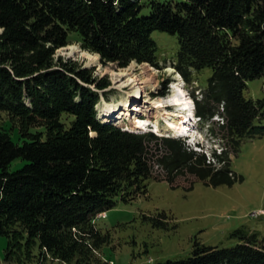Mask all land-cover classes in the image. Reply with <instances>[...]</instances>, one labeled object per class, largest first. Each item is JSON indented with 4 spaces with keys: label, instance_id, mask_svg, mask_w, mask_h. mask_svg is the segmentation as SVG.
Segmentation results:
<instances>
[{
    "label": "trees",
    "instance_id": "trees-1",
    "mask_svg": "<svg viewBox=\"0 0 264 264\" xmlns=\"http://www.w3.org/2000/svg\"><path fill=\"white\" fill-rule=\"evenodd\" d=\"M149 6V14H142ZM0 0V236L6 260L106 264L111 242L95 221L115 207L147 194L154 178L174 184L186 174L212 186L238 180L223 153L193 151L180 139L127 131L99 120L101 93L111 84L57 51L78 33L83 49L104 63L159 67L154 31L176 36V72L190 83L210 69L197 116H222L220 125L237 151L241 141L264 130V97L247 99L248 82L264 76V0ZM222 108V110H221ZM7 120H4V116ZM18 124L21 143L8 122ZM13 127V128H14ZM161 144V155L154 148ZM17 160L22 169L9 170ZM165 170L154 177V166ZM220 166V167H219ZM209 174V175H208ZM165 227L164 215L148 218ZM234 247L195 242L185 260L155 264H264V237L238 229ZM33 263V262H32Z\"/></svg>",
    "mask_w": 264,
    "mask_h": 264
},
{
    "label": "rangeland",
    "instance_id": "rangeland-1",
    "mask_svg": "<svg viewBox=\"0 0 264 264\" xmlns=\"http://www.w3.org/2000/svg\"><path fill=\"white\" fill-rule=\"evenodd\" d=\"M151 1L166 3L182 0H142L144 5ZM149 12V6L145 5L142 14L146 15ZM152 38L159 48V67L135 61L127 67H120L117 63H104L99 54L82 48L77 42L80 37L76 32L70 34V41L73 43L57 51V58L62 57L66 61L78 63L80 67L92 71L98 79L109 80L111 86L105 90L106 95L101 93L99 109L97 107L100 121L121 128L125 125L119 124L124 120L127 124L124 128L129 129L135 123L134 113L138 110L140 113L136 114L145 115L141 117L149 119L148 123L153 119L154 125H158L156 120H160L159 125H162V119L159 117L164 118V116H159L154 109L145 113L144 109L154 107L153 105L158 101H163L166 106L169 105L168 101L173 97L175 87L179 84L184 94L192 98L198 96L202 100L212 71L205 69L197 72L192 81L186 83L178 76L173 66V60L179 49L177 37L154 31ZM71 46L77 47L79 52L70 54ZM125 72H129L131 81L135 78L154 79L151 83L143 85L146 90L144 92L140 89L137 100L130 96L137 94L135 91L139 90L128 81V77L119 76ZM173 82L176 83L171 89ZM247 85L245 92L247 99L258 100L264 97V76L249 81ZM129 103L131 110H127L121 116V109H125L124 106ZM110 105L115 107V111L107 117L104 110ZM162 113L166 111H161L160 114ZM210 119L211 116L208 121ZM4 120H7L6 115ZM205 121L200 128L203 137L210 138L211 135L213 138L215 136L222 139V136L227 134L219 124L207 123V119ZM257 126L264 127V120L257 122ZM13 127L9 121L7 128L13 140L21 143L18 124ZM162 134L164 137L169 135L163 132ZM191 135L194 136V133ZM223 142L231 169L238 177L232 185L212 186L205 183L207 175L200 177L186 174L177 177L174 184L151 178L147 182L145 196H138L130 202H122L118 199L114 208L98 216L95 221L98 229L103 233L110 231L111 234L110 244L102 248V257L106 264H155L168 260H185L191 257L196 241L207 247H234L238 240L231 238L230 235L238 229L257 232L264 237V214H261L264 212V130L245 137L237 151L233 146L230 147L227 141H219V145L215 144V146L206 144L205 153L209 159L212 152L223 153L225 150ZM151 146L154 152L160 155L165 151L161 144L157 147ZM25 164L26 162L17 160L9 170L15 172L22 169ZM153 174L154 177L164 179L166 172L155 165ZM162 215L166 217L164 228L155 226L154 221L148 219ZM7 245L8 239L0 236V264H18L15 260L5 259ZM27 264L67 263L51 259L45 261L35 259Z\"/></svg>",
    "mask_w": 264,
    "mask_h": 264
},
{
    "label": "bare ground",
    "instance_id": "bare-ground-1",
    "mask_svg": "<svg viewBox=\"0 0 264 264\" xmlns=\"http://www.w3.org/2000/svg\"><path fill=\"white\" fill-rule=\"evenodd\" d=\"M77 52H79L77 47H74V46L70 47V54H76ZM128 73L129 72L127 73L125 72V73L120 74L119 76L121 78L128 77V81L134 84L135 87L139 90L138 92L135 91L137 94H133L132 96H130L134 99L136 98L137 100L140 89H142V91L144 92L146 90V88L143 85L151 83L154 79L152 77H148L147 79L144 78L143 80H137L135 78L131 81V77ZM175 90L176 91L174 92L173 97L168 101L169 105L166 106L163 101H158V102H155V104L153 105L154 107L144 109L145 113L146 112L149 113L155 110L156 112L159 113V116H164V118L159 117L160 119H162V125H159L160 120L159 121L156 120V123H158V125H154L153 120L150 121V123H148L149 119L147 118L143 119L141 116H145V115L136 114V113H140V111L136 110V112L134 113L136 115V117H134L135 123H133V125L130 126L132 128L128 127L129 130L133 132H146L149 130V127L152 125L155 128V132H157L159 135H163L162 132L168 133L174 137H180L183 135L193 134L194 133V121L192 120V117H193V112H194V102L188 94H184L182 89H180V84L175 87ZM124 105H126V103H124ZM130 106L131 104L129 103L127 106H124L126 107L125 109H121L122 114L119 112L121 116L124 115L127 110L128 111L131 110V108L129 109ZM168 107H172V108L169 109ZM104 111L107 117H109L112 113H114L115 107L113 105H110ZM161 111H166V113L160 114ZM120 114H118V116ZM152 116L155 117L154 115ZM100 119H102L101 116H100ZM122 122L123 123L119 125H125L124 127H127L126 122L124 120H122ZM164 125L166 126L163 129Z\"/></svg>",
    "mask_w": 264,
    "mask_h": 264
},
{
    "label": "built area",
    "instance_id": "built-area-1",
    "mask_svg": "<svg viewBox=\"0 0 264 264\" xmlns=\"http://www.w3.org/2000/svg\"><path fill=\"white\" fill-rule=\"evenodd\" d=\"M254 215H255V214H254ZM255 216H257V214H256Z\"/></svg>",
    "mask_w": 264,
    "mask_h": 264
}]
</instances>
